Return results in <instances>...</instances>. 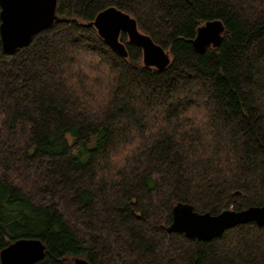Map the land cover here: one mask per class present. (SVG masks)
<instances>
[{"label": "trees", "instance_id": "16d2710c", "mask_svg": "<svg viewBox=\"0 0 264 264\" xmlns=\"http://www.w3.org/2000/svg\"><path fill=\"white\" fill-rule=\"evenodd\" d=\"M109 7L169 53L164 70L125 32L127 57L104 42L91 22ZM56 15L12 54L0 39V251L37 238L34 264H264L254 222L167 231L177 202L264 205V0H57ZM211 20L221 41L198 53Z\"/></svg>", "mask_w": 264, "mask_h": 264}, {"label": "water", "instance_id": "95a60500", "mask_svg": "<svg viewBox=\"0 0 264 264\" xmlns=\"http://www.w3.org/2000/svg\"><path fill=\"white\" fill-rule=\"evenodd\" d=\"M57 0H0V39L7 54L27 46L33 36L51 27L57 20ZM91 24L98 35L117 54L127 57L124 44L119 40L125 32L132 44L141 47L143 64L164 70L170 64L169 53L156 44L149 35L141 33L136 20L116 7L99 12ZM224 30L220 20L206 22L197 30L193 47L203 53L217 46ZM254 222L264 227V205L250 206L240 211L225 210L219 214L199 213L189 203L177 202L172 209V221L167 231L183 233L187 238L210 241L226 230ZM45 245L37 238H21L0 251L1 264H34L44 256ZM73 264H90L76 257Z\"/></svg>", "mask_w": 264, "mask_h": 264}, {"label": "rangeland", "instance_id": "374dc122", "mask_svg": "<svg viewBox=\"0 0 264 264\" xmlns=\"http://www.w3.org/2000/svg\"><path fill=\"white\" fill-rule=\"evenodd\" d=\"M89 75L93 76V75H95V74H94V73H90Z\"/></svg>", "mask_w": 264, "mask_h": 264}, {"label": "bare ground", "instance_id": "6f19581e", "mask_svg": "<svg viewBox=\"0 0 264 264\" xmlns=\"http://www.w3.org/2000/svg\"><path fill=\"white\" fill-rule=\"evenodd\" d=\"M145 34V33H144Z\"/></svg>", "mask_w": 264, "mask_h": 264}]
</instances>
